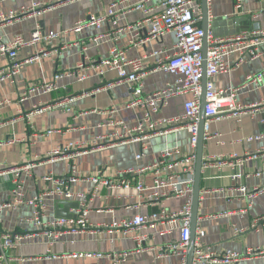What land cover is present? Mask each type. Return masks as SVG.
Returning a JSON list of instances; mask_svg holds the SVG:
<instances>
[{
  "label": "crops",
  "instance_id": "0c3cea01",
  "mask_svg": "<svg viewBox=\"0 0 264 264\" xmlns=\"http://www.w3.org/2000/svg\"><path fill=\"white\" fill-rule=\"evenodd\" d=\"M33 1L41 2L40 14L22 18L0 28V35L4 41L15 35L29 37L36 28L45 33L69 30L83 17L104 14L110 4L117 0H5L0 2V10L18 9L21 5H28ZM127 3L124 2L119 7L125 10ZM155 3L156 1L149 0L147 4L152 6ZM210 8L212 18L230 19L244 16L248 18L241 22V26H247V29L254 25L264 26V0H244L242 7L236 12L233 10V0H211ZM143 17L144 13L141 10H132L119 15L117 25L104 22L99 28L88 26L78 33L63 34L48 48L50 52L47 56L24 62L14 82L8 79L0 81V101L10 100L9 103L0 104V168L16 166L35 158L45 159L50 150L70 141L90 140L96 136L108 135L118 128L113 124L116 120L133 126L142 118L141 107H127L134 98L132 84L118 82L114 70H108L103 75L89 71V76L84 80L66 76L57 81L58 89L54 92L28 94L21 102L18 98L31 85L51 80L58 70L74 68L79 63L88 65L100 61L107 57L113 44L124 50L127 58L142 56L163 47L169 49L172 44L169 35L159 40L136 43L145 36V29L135 26ZM117 29L121 30L116 33L118 39L113 41L112 37ZM216 30L223 32L227 28L224 25ZM137 32L140 35L135 37ZM95 36L100 37L89 40ZM132 38L135 39V43L130 42ZM80 41H86L85 51L75 43ZM62 46L64 49L58 50ZM39 47L40 45H34L21 49L17 59L22 62L29 59ZM7 62L5 57L0 56V68L6 66ZM152 62L150 59L146 65L150 67ZM262 69L264 55L240 64L228 73L217 75L213 81L217 87L240 86L247 74ZM172 79L170 74L163 71L149 72L143 78L144 91L146 93L155 91ZM263 96L264 86L257 88L249 86L241 89L237 101L243 104L250 103ZM70 98L74 99L67 102ZM188 98V95L171 98L155 118L181 116L183 104ZM62 99H65L67 103L65 105L71 108L70 112L55 105ZM34 105L46 108L31 115L27 120L24 114L30 112ZM261 119L262 114L255 116L243 114L238 118L227 117L210 123L208 137L204 139L203 159L212 155L231 159V156L236 154L239 161L234 169L229 165L202 169L195 241L204 247L208 246L216 251L226 249L242 251L246 247L264 243V224L250 228L253 218L264 214V193L249 202L237 190L240 183L245 184L247 188L264 185V152H257L264 145V125L261 124ZM48 130L52 132L43 135ZM259 134L263 136L246 141V137ZM188 137V133L180 128L152 136L140 160L135 159V154L140 148L139 143H114L115 139L107 138L103 142L110 141L113 144L106 143V146L74 159L77 180L71 183V190L74 192L90 190L93 184L86 180V177L96 174L98 170H101L105 177H113L118 170L151 163L165 148L177 146L182 154H189L192 149ZM8 140L12 141L7 142ZM50 172L56 176L69 174V161L43 160L38 163L33 168L32 177L25 182L28 195L50 185V182L43 179ZM234 172L239 173L240 178L233 179L231 175ZM256 172L260 175L256 176ZM139 178L146 185L151 183V175L148 173L139 175ZM8 188L9 181L5 176H0L2 200L9 198ZM98 191L100 196L94 197L87 204L88 217L93 223H110L112 220L130 218L137 213L148 215L160 208L158 205L140 202L138 193L133 188L106 189L102 186ZM60 200L78 202L76 199L62 198L48 200L47 218L56 217L55 205ZM184 201V198H172L165 201L164 206L169 210H177ZM68 212L76 216L77 209L69 208ZM31 214L32 210L27 206L4 209L1 213L0 237L5 232H23L24 228L28 231H37L38 227L22 221V218ZM178 226V221L172 223L164 221L123 235L115 230L76 231L63 235L52 246H49L45 236L40 234L10 249L7 252V264H110V259L106 255L113 252H127L125 264H179L180 256L167 255L160 258L157 251L159 246L179 239ZM235 229L241 231L237 232ZM139 235L143 236L140 243L135 240ZM80 253H101L103 256L74 255ZM195 264L223 263L202 261ZM237 264H264V257L243 259Z\"/></svg>",
  "mask_w": 264,
  "mask_h": 264
},
{
  "label": "built area",
  "instance_id": "2783aa9c",
  "mask_svg": "<svg viewBox=\"0 0 264 264\" xmlns=\"http://www.w3.org/2000/svg\"><path fill=\"white\" fill-rule=\"evenodd\" d=\"M5 0H0L3 2ZM117 0L110 4L109 8L102 15H88L79 19L69 30L60 32L45 33L36 28L29 37L15 35L4 41L0 35V56L7 59V65L0 68V81L8 79L14 82L15 76L21 71L24 62L37 59L49 54V47L61 35L68 32L78 33L83 28L93 26L99 28L104 22L117 25V17L125 12L141 10L144 13L142 20L135 26L145 29V36L138 39L136 43H143L148 40H159L163 36L169 35L172 38L171 47L159 48L147 52L142 56L127 58L124 50L113 44L108 55L100 61L84 64L79 63L74 68L58 70L53 78L46 82H38L28 87L18 98L21 102L32 93H50L58 89L57 81L66 76H75L78 80H84L89 76V71L96 75H103L108 70H114L117 74L118 82L132 84L134 98L127 105L139 106L143 109L142 118L133 126L124 124L122 120H116L114 131L108 135L96 136L90 140L70 141L50 150L45 159L35 158L34 160L20 163L16 166L0 168V176H5L9 181L7 200L0 198V222L1 213L6 208L17 209L21 206L31 208L32 214L22 218L27 224L38 227L37 231H28L24 228L23 232H5L0 237V264H7V252L20 245L24 241L31 240L42 234L45 236L49 246H52L63 235L70 232H98L100 230L118 231L122 235L130 231H138L145 226H154L162 222H179V239L166 243L157 248L158 256L167 255L180 256L179 264H186L188 242L190 238V213H191V193L194 180V160L197 136L200 120V102L202 89V63H203V41L204 31L201 27L202 6L201 0H154L155 5L149 6V0ZM210 1L206 0L207 17L210 22L212 12ZM127 3L124 8L119 7L122 3ZM244 0H233V10L236 12L242 7ZM41 2L33 1L28 5H21L18 9L0 10V28L9 25L22 18L35 16L41 12ZM256 16V15H255ZM112 37L113 41L118 39L116 33ZM113 34V33H112ZM118 34V33H117ZM140 35L136 33L135 37ZM100 36L89 38L96 40ZM132 38L130 42L135 43ZM82 51L87 49L86 41L75 42ZM40 45L37 52L25 61L17 59L18 52L29 46ZM64 49V46L58 50ZM264 55V26L254 25L249 29L226 35H215L210 27L206 33V82H205V101L203 135L204 139L210 128V123L227 117L238 118L243 114L255 116L262 114L261 124L264 125V96L259 100L250 103H239L237 97L241 89L247 87L264 86V69L247 74L240 86L228 85L217 87L213 81L219 74L228 73L240 64L252 61ZM152 59V65L147 66V61ZM163 71L170 74L173 79L168 81L161 88L146 93L144 91L143 78L149 72ZM188 95L189 98L183 104V113L176 117L155 118V115L165 107L171 98ZM74 98L67 100L72 101ZM9 103V99L0 101V104ZM66 100L62 99L55 103L56 106L63 107L66 112L71 108ZM46 107L34 105L32 110L24 114L29 120L30 116L41 112ZM184 129L188 133L189 145L192 152L182 154L177 146L165 148L160 156L153 162L138 167L118 170L113 177H105L102 171L87 176L86 180L92 182L93 187L85 192H74L71 190V183L77 180L74 159L77 156L98 150L106 143L107 138H113L114 143L135 142L139 143V151L135 154V159L140 160L144 156L148 140L155 135H160L176 129ZM48 130L45 134H50ZM263 134L246 137V141L259 139ZM12 140H8L10 142ZM264 152V145L260 150ZM221 156H208L203 159L202 168H220L229 165L233 169L237 165L238 156L234 154L231 159ZM67 160L70 165V173L64 176H56L49 173L44 176V180L50 182L48 187L28 195L25 190V182L32 177L33 168L43 160ZM148 173L151 175V183L144 184L139 175ZM256 176L260 173L256 172ZM240 174L234 172L233 179L240 178ZM106 189L114 188H133L138 193L140 202L148 205H158L160 208L156 212L148 215L140 213L134 214L130 218L112 220L110 223H93L90 221L88 202L94 197H99L100 187ZM240 195L247 198L249 202L260 194L264 193V185H254L251 188L243 183L237 185ZM107 198L108 196L105 195ZM76 199L78 208L76 216L51 217L47 218V201L53 199ZM172 198H184L185 201L177 210H169L164 206V202ZM264 224V214L253 218L250 228H257ZM237 232L241 230L235 229ZM143 236H137L136 241L140 243ZM193 264L196 262L209 261L220 262L223 264H237L239 261L248 258L264 257V243L258 246H249L242 251L226 249L223 251L213 250L211 247H204L199 242L194 241ZM50 251L49 249L47 250ZM87 257H101L103 254H74ZM127 252H113L106 256L110 259V264H125Z\"/></svg>",
  "mask_w": 264,
  "mask_h": 264
},
{
  "label": "water",
  "instance_id": "95a60500",
  "mask_svg": "<svg viewBox=\"0 0 264 264\" xmlns=\"http://www.w3.org/2000/svg\"><path fill=\"white\" fill-rule=\"evenodd\" d=\"M202 6V24L201 27L204 31V41L202 47L203 53V63H202V89H201V102H200V120H199V130L197 136V143L195 148V160H194V180L193 187L191 193V213H190V238L188 242L187 249V257L186 264H193V255H194V241L196 237V227H197V217H198V209H199V196H200V180L202 177V162H203V146H204V135H203V121L204 117V106L206 105L205 101V82H206V74H205V66H206V33L208 28L210 27L211 31L215 35H226L238 32L240 30L247 29V26H241V22L247 20L248 17L237 16L233 18L226 17H217L213 18L210 22L207 17V4L206 0H201ZM227 28L225 31L216 30L220 26H224ZM69 208L77 209L78 202L77 201H64L60 200L55 205V215L56 217H75L74 213H69Z\"/></svg>",
  "mask_w": 264,
  "mask_h": 264
}]
</instances>
